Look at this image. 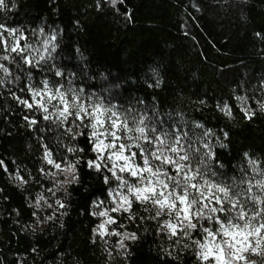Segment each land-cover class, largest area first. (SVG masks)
I'll use <instances>...</instances> for the list:
<instances>
[{"label": "trees", "instance_id": "16d2710c", "mask_svg": "<svg viewBox=\"0 0 264 264\" xmlns=\"http://www.w3.org/2000/svg\"><path fill=\"white\" fill-rule=\"evenodd\" d=\"M8 2L0 23L20 29L33 44L42 39L33 35L41 28L46 35L57 34L49 64L65 73L66 87L70 81L105 106L186 133L196 147L212 152L211 167L228 182L254 175L249 160L264 169V0H123L115 8L109 0ZM6 66L20 80L0 87V160L8 170L0 166V264H198L196 249L169 240L158 222L148 219L153 211L138 204L131 213L137 219L117 212V223L110 225V232L136 233V240H125L121 249V237H100L101 220L93 213L96 202H109L115 181L106 184L108 173L87 167L96 157L87 136L61 137L64 144L84 149L67 153L57 143L62 129L12 99L13 91L23 95L17 89L26 80L15 65ZM32 75L37 83L45 76L53 79L47 66ZM225 104L231 116L221 112ZM241 108L250 109L252 118ZM25 115L37 125L29 127ZM44 144L57 160L80 157L78 182L54 188L64 176L53 179L39 171L50 168L41 159ZM17 169L27 184L15 178ZM38 194L53 207L43 202L36 207ZM56 199L65 208H58ZM193 238L201 236L194 232Z\"/></svg>", "mask_w": 264, "mask_h": 264}, {"label": "snow or ice", "instance_id": "6c2138e0", "mask_svg": "<svg viewBox=\"0 0 264 264\" xmlns=\"http://www.w3.org/2000/svg\"><path fill=\"white\" fill-rule=\"evenodd\" d=\"M118 2L123 0H109L114 8ZM9 10L8 0H0V12ZM33 35L42 39L33 44L20 29L0 23V87L20 80V76H13L6 63L15 65L26 80L17 89L23 95L12 92L17 104L28 112L41 113L44 121L62 129L57 143L67 153L75 155L83 153L84 149L64 144L61 137L68 136L76 141L78 137L87 136L92 152L96 153L95 159L86 161L87 167L97 173H108L103 177L106 184L116 181V187L110 188L108 193L113 206L93 213L106 218L98 226L100 237H121L118 242L121 249L125 248V240H136V233L109 232L107 225L117 223L110 212L129 213L128 219H137L131 213L133 206L138 204L145 212L154 210V215L148 219L156 220L159 231L169 240L184 249L195 248L198 264H257L251 259L253 256L264 260V169L249 160L254 175L239 180L233 178L231 182L222 179L211 167L212 152L196 147L197 142L186 133L169 132L150 123L147 116L137 117L121 113L115 106H105L91 96L85 97V90L71 87L70 81L66 87L62 82L65 73L55 63L49 64L58 47L57 34L46 35L41 28ZM45 66L53 79L45 76L38 83L34 82L32 70L43 71ZM220 110L231 116L228 105ZM260 110L264 111V103L260 104ZM241 111L248 119L254 114L248 108H241ZM24 119L29 127L38 123L28 115ZM199 142L204 148L209 147ZM41 159L50 166L48 170L43 167L39 170L44 176L53 179L64 176L54 184L57 191L64 185L78 182L79 156L74 161L67 155L57 160L53 150L44 144ZM0 166L8 171L4 161L0 160ZM15 178L24 184L29 182L20 175L19 169ZM48 191L55 195L53 189ZM41 202L48 208L53 207L43 194H38L35 206L40 207ZM103 203L96 202V207L101 208ZM55 205L65 208L60 199L55 200ZM194 232H198L201 239H194Z\"/></svg>", "mask_w": 264, "mask_h": 264}, {"label": "rangeland", "instance_id": "374dc122", "mask_svg": "<svg viewBox=\"0 0 264 264\" xmlns=\"http://www.w3.org/2000/svg\"><path fill=\"white\" fill-rule=\"evenodd\" d=\"M116 187V181H115V185H114V188ZM108 201H110V198H109V200ZM113 205L110 203V202H108V203H106V206H102L101 208H97L96 207V210H97V212L98 211H101V210H104V209H110L111 207H112ZM112 217H113V213H109ZM153 214H154V210H153ZM100 218V220H101V223L106 219L105 217H99ZM114 218V217H113ZM166 218V217H165ZM163 219V218H162ZM107 228H108V231L110 232V225H107ZM251 259H252V257H251Z\"/></svg>", "mask_w": 264, "mask_h": 264}]
</instances>
